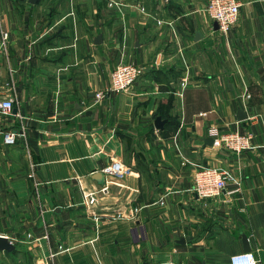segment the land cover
I'll use <instances>...</instances> for the list:
<instances>
[{"label": "crops", "instance_id": "0c3cea01", "mask_svg": "<svg viewBox=\"0 0 264 264\" xmlns=\"http://www.w3.org/2000/svg\"><path fill=\"white\" fill-rule=\"evenodd\" d=\"M240 1L222 31L206 0H0V264H229L243 236L264 264V0ZM122 55L142 73L111 91ZM111 159L125 174L95 178ZM206 165L229 172L218 196L191 189Z\"/></svg>", "mask_w": 264, "mask_h": 264}, {"label": "built area", "instance_id": "2783aa9c", "mask_svg": "<svg viewBox=\"0 0 264 264\" xmlns=\"http://www.w3.org/2000/svg\"><path fill=\"white\" fill-rule=\"evenodd\" d=\"M240 0H206L204 10L206 14L217 22L218 28L226 31L236 21ZM7 32H2V40L5 41ZM142 73V66L135 60H131L125 56H120L119 60L113 66L110 73L111 91L126 90L132 86L136 78ZM104 95V91H97L96 98ZM250 94L247 93V96ZM13 108V98L10 95H5L2 91L0 83V113H9ZM23 132H16L9 130L4 132L3 141L6 144H13L18 134ZM208 133L213 137L214 144H217L232 152H241L252 145V135L249 132H240L237 129L222 130L217 126L208 128ZM101 171L105 174H113L116 176H123L127 171L121 161L118 159H111ZM229 172L224 168L216 165L198 166L193 170L191 189L200 197L208 198L218 196L225 188L227 180L229 179ZM104 187H100L102 190ZM84 200L86 204L95 202V194L93 191L84 193ZM133 216L132 213L129 214ZM59 249H63L62 244H58ZM54 253L50 252V256ZM229 264H259L258 259L252 251H239L230 254Z\"/></svg>", "mask_w": 264, "mask_h": 264}, {"label": "water", "instance_id": "95a60500", "mask_svg": "<svg viewBox=\"0 0 264 264\" xmlns=\"http://www.w3.org/2000/svg\"><path fill=\"white\" fill-rule=\"evenodd\" d=\"M29 1L30 2H34L35 0H29ZM213 24H214V28L218 27V24H217L216 21H214ZM197 35H199V31L198 30L195 31V38H197ZM94 41L96 43L101 42V36L100 35L96 36ZM237 116H238L239 119H241V118L245 117L246 114H245L244 111L239 109L237 111ZM165 120L166 119L165 118H161L160 115H156L155 118H154V121H153L154 126L156 128H163V124H164ZM204 141L207 144H212L214 140H213L212 136H206L204 138ZM93 176L95 178H97L98 180H101L102 179L101 177L103 176V173H102V171L97 170V171L94 172ZM242 241H243V249L244 250H249L250 246H249L248 241L245 238V236H243ZM13 248H14V244L8 239V237L5 234H0V251L1 250L10 251Z\"/></svg>", "mask_w": 264, "mask_h": 264}, {"label": "rangeland", "instance_id": "374dc122", "mask_svg": "<svg viewBox=\"0 0 264 264\" xmlns=\"http://www.w3.org/2000/svg\"><path fill=\"white\" fill-rule=\"evenodd\" d=\"M43 242L45 243V240H43ZM45 247H46V244H45Z\"/></svg>", "mask_w": 264, "mask_h": 264}]
</instances>
